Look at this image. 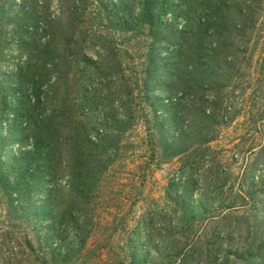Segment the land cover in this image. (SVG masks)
Wrapping results in <instances>:
<instances>
[{
    "label": "rangeland",
    "instance_id": "1",
    "mask_svg": "<svg viewBox=\"0 0 264 264\" xmlns=\"http://www.w3.org/2000/svg\"><path fill=\"white\" fill-rule=\"evenodd\" d=\"M0 264H264V0H0Z\"/></svg>",
    "mask_w": 264,
    "mask_h": 264
}]
</instances>
